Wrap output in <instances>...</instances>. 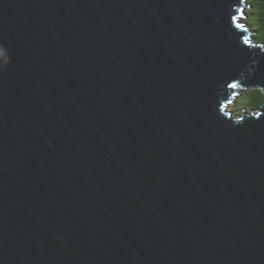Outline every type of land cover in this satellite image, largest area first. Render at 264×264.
Returning a JSON list of instances; mask_svg holds the SVG:
<instances>
[{"label":"water","instance_id":"95a60500","mask_svg":"<svg viewBox=\"0 0 264 264\" xmlns=\"http://www.w3.org/2000/svg\"><path fill=\"white\" fill-rule=\"evenodd\" d=\"M250 1L0 0V264H264Z\"/></svg>","mask_w":264,"mask_h":264},{"label":"trees","instance_id":"16d2710c","mask_svg":"<svg viewBox=\"0 0 264 264\" xmlns=\"http://www.w3.org/2000/svg\"><path fill=\"white\" fill-rule=\"evenodd\" d=\"M250 4L246 21L256 32L255 40L264 45V0H251ZM233 104L236 111L247 109V106H250L251 109H258L264 104V92L259 88L239 92Z\"/></svg>","mask_w":264,"mask_h":264},{"label":"rangeland","instance_id":"374dc122","mask_svg":"<svg viewBox=\"0 0 264 264\" xmlns=\"http://www.w3.org/2000/svg\"><path fill=\"white\" fill-rule=\"evenodd\" d=\"M241 102L244 103V101H241ZM228 110H231L233 113L238 114V115H242L243 114V110L242 109H241V111H236V108H234V104L229 105L228 106ZM247 111L248 112H254V111H257V109L256 108L251 109L250 106H247Z\"/></svg>","mask_w":264,"mask_h":264}]
</instances>
